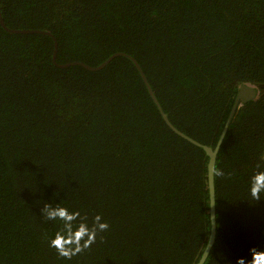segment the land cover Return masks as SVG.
Masks as SVG:
<instances>
[{
    "label": "trees",
    "instance_id": "obj_1",
    "mask_svg": "<svg viewBox=\"0 0 264 264\" xmlns=\"http://www.w3.org/2000/svg\"><path fill=\"white\" fill-rule=\"evenodd\" d=\"M0 264H198L211 231L208 156L163 121L215 148V240L203 264L264 251V0H0ZM47 201L109 229L65 261L47 245Z\"/></svg>",
    "mask_w": 264,
    "mask_h": 264
},
{
    "label": "clouds",
    "instance_id": "obj_2",
    "mask_svg": "<svg viewBox=\"0 0 264 264\" xmlns=\"http://www.w3.org/2000/svg\"><path fill=\"white\" fill-rule=\"evenodd\" d=\"M214 171L216 175H223L220 170L214 169ZM246 186L253 201L264 199V166L260 163L252 168ZM39 213L46 220L57 223L56 230L51 236L46 237L47 245L65 261H70L74 256L90 248L96 242L98 233L109 229V224L99 214L93 216L89 223L86 217H81L78 210H70L59 202L45 201L39 208ZM236 264H264V251L252 250L250 260L237 258Z\"/></svg>",
    "mask_w": 264,
    "mask_h": 264
},
{
    "label": "water",
    "instance_id": "obj_3",
    "mask_svg": "<svg viewBox=\"0 0 264 264\" xmlns=\"http://www.w3.org/2000/svg\"><path fill=\"white\" fill-rule=\"evenodd\" d=\"M0 26L6 31V32H9L11 34H41V35H47V36H51L49 33L47 32H44V31H41V30H23V31H20V30H13V29H9L3 19H2V16H1V12H0ZM53 40H54V49H53V53H52V62L54 63L55 66H57L58 68H67V67H71V66H80L82 68H84L85 70L87 71H90V72H97V71H100L101 69H103L111 60H113L114 58L116 57H119V56H124V57H127L129 59L132 60V62L135 64L137 70L139 71L140 73V76H141V79L149 93V95L151 96L153 102L156 104L160 114H161V117L163 119V121L165 122V124L173 131L175 132L176 134H178L180 137H182L183 139L187 140L188 142H190L191 144L197 146V147H200L204 150V152L206 153V155L208 156V165H207V182H208V191H209V203H210V220H211V231H210V236H209V240L207 242V245L204 249V252L198 262V264H203L204 261L206 260V257L205 255H208L213 243H214V240H215V209H214V166H215V160H216V155H217V152H218V149H219V146L221 144V141L225 135V132L231 122V119L233 118L234 116V113L236 112V109L238 107H240L242 104L244 103H247L253 99H256L258 97V93H259V90L253 86V85H241L238 89V92L236 94V97H235V100H234V103L232 105V108H231V111H230V114H229V117H228V120L225 124V127L222 131V134L219 138V141L217 142V145L215 146L214 149L210 148V147H207V146H204V145H201L199 144L198 142L194 141L193 139L189 138L188 136L182 134L181 132L177 131L169 122V120L167 119V116L162 112V109L160 108L159 104H158V101L156 100L153 92H152V89L150 88L149 84L147 83L146 81V78L144 76V74L142 73L140 67L138 66V64L136 63V61L132 58H130L128 55L126 54H122V53H116L114 55H112L111 57H109L107 60H105L103 63H101L100 65L96 66V67H91V66H88L86 64H83L81 62H72V63H68V64H57L55 62V59H56V54H57V42L56 40L54 39V37H52ZM205 254V255H204Z\"/></svg>",
    "mask_w": 264,
    "mask_h": 264
}]
</instances>
